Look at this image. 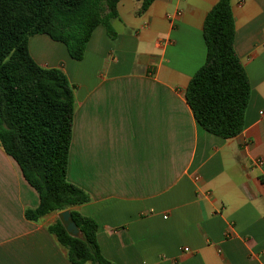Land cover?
<instances>
[{
    "label": "crops",
    "instance_id": "crops-1",
    "mask_svg": "<svg viewBox=\"0 0 264 264\" xmlns=\"http://www.w3.org/2000/svg\"><path fill=\"white\" fill-rule=\"evenodd\" d=\"M216 1L153 0L138 14L139 1L120 0L114 37L98 25L80 60L47 34L29 37L35 62L72 86L67 180L89 196L73 209L96 221L115 264H264V0H231L251 89L243 130L206 131L184 96ZM38 201L0 146V264H72L48 231L60 213L25 217Z\"/></svg>",
    "mask_w": 264,
    "mask_h": 264
},
{
    "label": "trees",
    "instance_id": "trees-1",
    "mask_svg": "<svg viewBox=\"0 0 264 264\" xmlns=\"http://www.w3.org/2000/svg\"><path fill=\"white\" fill-rule=\"evenodd\" d=\"M120 0H0V146L19 166L36 191L38 205L26 208L38 221L51 212L68 211L77 233L62 217L48 226L72 264H115L97 242V223L73 209L89 201L67 180L73 122V89L64 72L43 67L29 52V37L47 34L82 59L93 30L102 25L114 37L111 20ZM137 13L153 0H137ZM204 63L185 89V100L197 123L222 138L238 135L245 125L250 83L234 46L231 0H217L205 16Z\"/></svg>",
    "mask_w": 264,
    "mask_h": 264
},
{
    "label": "water",
    "instance_id": "water-1",
    "mask_svg": "<svg viewBox=\"0 0 264 264\" xmlns=\"http://www.w3.org/2000/svg\"><path fill=\"white\" fill-rule=\"evenodd\" d=\"M60 216L63 219V223L65 225V227L67 228V230L73 234L77 233V229L75 224L73 223V221L70 218V215L68 213V211H64L60 214Z\"/></svg>",
    "mask_w": 264,
    "mask_h": 264
},
{
    "label": "built area",
    "instance_id": "built-area-1",
    "mask_svg": "<svg viewBox=\"0 0 264 264\" xmlns=\"http://www.w3.org/2000/svg\"><path fill=\"white\" fill-rule=\"evenodd\" d=\"M257 163H258V164H261V162H260V161H258ZM183 251H185V252H188V251H189V249H188V248H184V249H183Z\"/></svg>",
    "mask_w": 264,
    "mask_h": 264
}]
</instances>
